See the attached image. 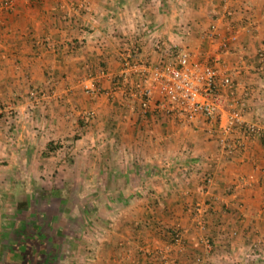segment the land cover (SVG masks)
I'll list each match as a JSON object with an SVG mask.
<instances>
[{"label": "crops", "instance_id": "obj_1", "mask_svg": "<svg viewBox=\"0 0 264 264\" xmlns=\"http://www.w3.org/2000/svg\"><path fill=\"white\" fill-rule=\"evenodd\" d=\"M263 43L264 0H0V264H160L170 231L174 264H264ZM180 49L218 119L141 111ZM230 108L257 133L225 155Z\"/></svg>", "mask_w": 264, "mask_h": 264}, {"label": "built area", "instance_id": "obj_2", "mask_svg": "<svg viewBox=\"0 0 264 264\" xmlns=\"http://www.w3.org/2000/svg\"><path fill=\"white\" fill-rule=\"evenodd\" d=\"M259 61L264 58L263 48L256 53ZM172 62H167L155 68L149 76L142 77L144 84L139 88L140 109L142 112L151 110L157 114H169L183 112L187 120L201 114L206 119H218L221 112V97L217 92V70L213 64L192 60L188 50L180 49L173 53ZM223 87H229V78L224 76L219 83ZM152 92L156 93L157 99L151 103ZM238 131L241 138H251L257 133V127L253 123H246L241 118L240 110L230 108L226 111L223 122L218 127L216 143L225 155H231L235 150L243 146L239 137L229 141L233 131ZM211 175H204V189L210 184ZM193 217L197 229L205 228L204 215L199 207H195ZM234 232H232V235ZM180 234L174 231L170 242L166 243L159 251L160 264H174L169 252L175 245H179ZM200 242L206 249L210 248L207 237H201ZM252 249H258L257 243H252Z\"/></svg>", "mask_w": 264, "mask_h": 264}, {"label": "trees", "instance_id": "obj_3", "mask_svg": "<svg viewBox=\"0 0 264 264\" xmlns=\"http://www.w3.org/2000/svg\"><path fill=\"white\" fill-rule=\"evenodd\" d=\"M48 148L50 149V147L48 146ZM171 232V236H172V233H173V231H170Z\"/></svg>", "mask_w": 264, "mask_h": 264}]
</instances>
